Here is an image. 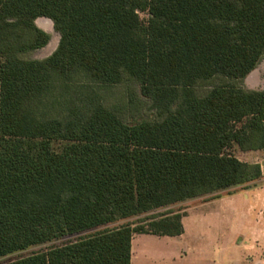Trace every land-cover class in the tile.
<instances>
[{"label":"trees","instance_id":"obj_1","mask_svg":"<svg viewBox=\"0 0 264 264\" xmlns=\"http://www.w3.org/2000/svg\"><path fill=\"white\" fill-rule=\"evenodd\" d=\"M42 18L57 48L25 60ZM262 59L264 0H0V259L78 236L6 264H130L181 215L81 234L259 180L235 154L264 150V90L238 85ZM127 83L150 117L106 105Z\"/></svg>","mask_w":264,"mask_h":264},{"label":"crops","instance_id":"obj_2","mask_svg":"<svg viewBox=\"0 0 264 264\" xmlns=\"http://www.w3.org/2000/svg\"><path fill=\"white\" fill-rule=\"evenodd\" d=\"M243 88L264 90V59L244 79ZM237 153L240 161L260 166L261 178L216 192L224 195L210 201L205 197L214 194L181 202L182 210H168L181 215V235H133L130 264H264V150ZM158 247L164 252L147 254Z\"/></svg>","mask_w":264,"mask_h":264},{"label":"rangeland","instance_id":"obj_3","mask_svg":"<svg viewBox=\"0 0 264 264\" xmlns=\"http://www.w3.org/2000/svg\"><path fill=\"white\" fill-rule=\"evenodd\" d=\"M139 18L142 22H145L148 18V15H147V13H139ZM36 25L41 30H43L45 33H47L49 35V43L46 47H44L40 50H37V51H34V52H31V53L24 55L23 59H25V60H43V59L47 58L48 56H50L55 51V49L57 48L58 42H59V35L54 31L52 23L49 20L43 19V18L38 19L36 21ZM219 82H221L219 79H216L213 81L214 84H217ZM238 85L241 88H243V82L238 83ZM102 94L104 95L106 105L109 107L111 106V107L119 108L122 111L124 119H126V120L148 118L152 114V112L148 108L149 107L148 102L141 98V96L139 95V88L135 83H127L125 85L123 84V85L114 87L107 92L102 91ZM235 155H236V157H239V154L237 152ZM262 156H263V154L259 153L258 158L261 159ZM261 165L263 166V172H264V162L261 161ZM223 195H224V193H217V194L211 195L213 197H211V196L205 197V199L210 201L212 199H215L216 197L223 196ZM183 208H185L184 204H182V203L181 204H175V205H172V206H169L166 208H162V209L150 212L146 215H142V216H139L136 218H131L128 220L120 221V222L112 224V225H108L105 227H101V228H97V229L87 231V232L81 234V236L93 234L97 231L103 230L104 228H109V229L115 228V227H118L122 224L133 223V226H134L135 222H137L139 220H143L146 217L165 213L168 210H171V211L182 210ZM77 238H78V236L66 237V238H63V239L58 240L56 242H53L51 244L30 247L24 251L16 252V253L8 255L4 258H1L0 264H6L9 261L16 260L20 257L28 256L32 253L45 251L50 246L62 245V244L67 243L69 241H74ZM165 239H168V238H165ZM154 251H153V249H148L147 254L153 256V255H156V251L164 252V247H158Z\"/></svg>","mask_w":264,"mask_h":264},{"label":"built area","instance_id":"obj_4","mask_svg":"<svg viewBox=\"0 0 264 264\" xmlns=\"http://www.w3.org/2000/svg\"><path fill=\"white\" fill-rule=\"evenodd\" d=\"M262 220L264 221V215L262 216Z\"/></svg>","mask_w":264,"mask_h":264}]
</instances>
